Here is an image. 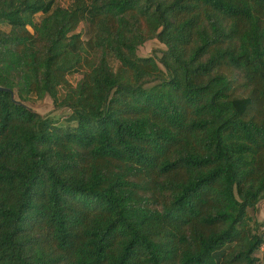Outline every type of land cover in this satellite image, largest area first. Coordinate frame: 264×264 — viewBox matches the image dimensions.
Masks as SVG:
<instances>
[{
  "label": "trees",
  "instance_id": "1",
  "mask_svg": "<svg viewBox=\"0 0 264 264\" xmlns=\"http://www.w3.org/2000/svg\"><path fill=\"white\" fill-rule=\"evenodd\" d=\"M0 86V264H260L264 0H0Z\"/></svg>",
  "mask_w": 264,
  "mask_h": 264
},
{
  "label": "rangeland",
  "instance_id": "2",
  "mask_svg": "<svg viewBox=\"0 0 264 264\" xmlns=\"http://www.w3.org/2000/svg\"><path fill=\"white\" fill-rule=\"evenodd\" d=\"M70 0H60V3L64 6L68 5ZM39 15L35 17L38 20ZM85 28V24H80L78 27V31H83ZM32 31V29L30 28ZM165 47L161 44L158 40L152 39L144 42L137 51L139 56H148V55H159V52L163 50ZM81 75L75 74L74 77L70 76L69 80L74 82V78H80ZM28 107L32 108L33 110L41 113V114H48L51 117L55 118L59 123H64L66 117L69 115V110L66 108H58L56 107L50 97L45 96L41 99H37L36 97H32L27 104ZM252 216L257 219L259 222L260 220L256 217L255 212H251Z\"/></svg>",
  "mask_w": 264,
  "mask_h": 264
},
{
  "label": "built area",
  "instance_id": "3",
  "mask_svg": "<svg viewBox=\"0 0 264 264\" xmlns=\"http://www.w3.org/2000/svg\"><path fill=\"white\" fill-rule=\"evenodd\" d=\"M260 244H259V253H260V264H264V221L260 227Z\"/></svg>",
  "mask_w": 264,
  "mask_h": 264
},
{
  "label": "crops",
  "instance_id": "4",
  "mask_svg": "<svg viewBox=\"0 0 264 264\" xmlns=\"http://www.w3.org/2000/svg\"><path fill=\"white\" fill-rule=\"evenodd\" d=\"M256 217L260 220V222L264 221V200H261L257 206L255 211Z\"/></svg>",
  "mask_w": 264,
  "mask_h": 264
},
{
  "label": "water",
  "instance_id": "5",
  "mask_svg": "<svg viewBox=\"0 0 264 264\" xmlns=\"http://www.w3.org/2000/svg\"><path fill=\"white\" fill-rule=\"evenodd\" d=\"M0 90H7V88L0 86ZM11 98H12L14 101H16V100L14 99V98H15V95H14L13 92H11ZM16 102L21 103V102H19V101H16ZM21 104H22V103H21Z\"/></svg>",
  "mask_w": 264,
  "mask_h": 264
}]
</instances>
